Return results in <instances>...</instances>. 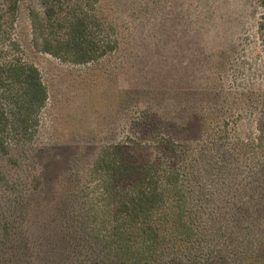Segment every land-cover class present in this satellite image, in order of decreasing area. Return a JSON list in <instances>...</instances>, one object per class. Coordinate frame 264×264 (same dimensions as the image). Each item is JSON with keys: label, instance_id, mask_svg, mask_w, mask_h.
<instances>
[{"label": "rangeland", "instance_id": "374dc122", "mask_svg": "<svg viewBox=\"0 0 264 264\" xmlns=\"http://www.w3.org/2000/svg\"><path fill=\"white\" fill-rule=\"evenodd\" d=\"M18 1L0 32L38 67L49 100L35 141L0 151V264H120L99 235L96 162L118 144L158 159L169 137L195 158L215 263L264 264V0H91L118 47L82 65L38 51L30 16L43 0ZM218 137L233 153L225 167L212 158Z\"/></svg>", "mask_w": 264, "mask_h": 264}, {"label": "trees", "instance_id": "16d2710c", "mask_svg": "<svg viewBox=\"0 0 264 264\" xmlns=\"http://www.w3.org/2000/svg\"><path fill=\"white\" fill-rule=\"evenodd\" d=\"M90 2L43 0V11L32 10L30 16L36 49L79 65L115 51L118 41L102 32ZM18 10V0H8L0 6V30L8 28V21L14 25ZM16 49L18 41L0 32L2 152L35 141L49 100L40 70L15 55ZM206 115L210 113L203 114V133H209ZM260 120L256 140L264 147V112ZM216 126L213 123L214 134L218 131ZM224 142L218 137L212 158L216 165L225 167L234 162L230 158L233 153ZM187 144L165 138L157 146L161 156L158 159L151 157L148 147L134 148L130 144L109 146L101 152L96 166L103 175L106 208L105 217L97 221V226H101L99 235L104 247L116 253L120 264H216L209 203L196 189L202 184H196L197 176L189 169L188 164L195 158L188 159L184 153ZM161 160H168L167 166L163 167Z\"/></svg>", "mask_w": 264, "mask_h": 264}]
</instances>
